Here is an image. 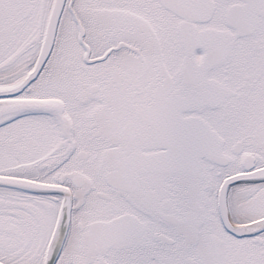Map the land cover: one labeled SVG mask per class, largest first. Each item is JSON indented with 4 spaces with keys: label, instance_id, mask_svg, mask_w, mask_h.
I'll use <instances>...</instances> for the list:
<instances>
[{
    "label": "snow or ice",
    "instance_id": "obj_1",
    "mask_svg": "<svg viewBox=\"0 0 264 264\" xmlns=\"http://www.w3.org/2000/svg\"><path fill=\"white\" fill-rule=\"evenodd\" d=\"M0 264H264V0H0Z\"/></svg>",
    "mask_w": 264,
    "mask_h": 264
}]
</instances>
